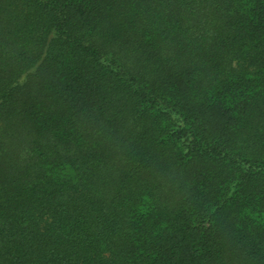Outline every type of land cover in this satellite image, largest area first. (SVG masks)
<instances>
[{
	"label": "trees",
	"instance_id": "obj_1",
	"mask_svg": "<svg viewBox=\"0 0 264 264\" xmlns=\"http://www.w3.org/2000/svg\"><path fill=\"white\" fill-rule=\"evenodd\" d=\"M0 264H264V0H0Z\"/></svg>",
	"mask_w": 264,
	"mask_h": 264
}]
</instances>
